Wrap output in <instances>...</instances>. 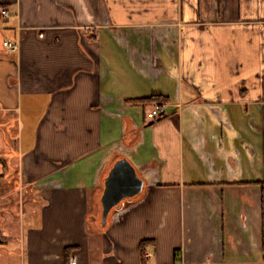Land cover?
<instances>
[{
	"label": "crops",
	"instance_id": "crops-1",
	"mask_svg": "<svg viewBox=\"0 0 264 264\" xmlns=\"http://www.w3.org/2000/svg\"><path fill=\"white\" fill-rule=\"evenodd\" d=\"M1 9L0 156L28 194L1 263L264 264V0ZM121 158L145 188L102 227Z\"/></svg>",
	"mask_w": 264,
	"mask_h": 264
},
{
	"label": "rangeland",
	"instance_id": "rangeland-1",
	"mask_svg": "<svg viewBox=\"0 0 264 264\" xmlns=\"http://www.w3.org/2000/svg\"><path fill=\"white\" fill-rule=\"evenodd\" d=\"M2 22V21H1ZM0 22V23H1ZM12 120V118H11ZM11 135V131L7 130ZM10 146L9 151L14 150V143L13 141L9 140ZM1 154V153H0ZM7 157V155H1ZM0 156V157H1ZM10 156V154H8ZM8 161L2 160L3 168L6 166V173L5 174V168L3 169L0 166V172H2V177L0 178V238L1 235L4 233H7L8 240L1 242L2 244L6 245V248H8V251H11L13 248H15L17 245L16 239L19 235L18 232L23 231V228L26 227V222L22 219L20 220L18 218V212H19V206L22 204V201L27 200L28 194L27 191L20 188L19 184L16 180V165L15 163L12 164L11 159H5ZM5 162H8L5 164ZM4 174V175H3ZM13 177V178H12ZM20 191V193H19ZM5 222V224H4ZM0 264H3L0 262ZM5 264H15L14 261L6 262Z\"/></svg>",
	"mask_w": 264,
	"mask_h": 264
},
{
	"label": "water",
	"instance_id": "water-1",
	"mask_svg": "<svg viewBox=\"0 0 264 264\" xmlns=\"http://www.w3.org/2000/svg\"><path fill=\"white\" fill-rule=\"evenodd\" d=\"M145 182L138 176L134 167L125 159L117 160L104 180L101 196V226L107 225L108 217L124 206L126 202L142 195Z\"/></svg>",
	"mask_w": 264,
	"mask_h": 264
},
{
	"label": "built area",
	"instance_id": "built-area-1",
	"mask_svg": "<svg viewBox=\"0 0 264 264\" xmlns=\"http://www.w3.org/2000/svg\"><path fill=\"white\" fill-rule=\"evenodd\" d=\"M0 14L4 18L7 17V12L5 10L1 9ZM3 46H4V48H6L7 50H9L11 52H15L18 50V43L17 42L7 41V42H4ZM164 115H165V111H164L163 107L155 106L154 109L148 114V118L150 120H156V119L163 117ZM70 264H76V260L74 257L71 258Z\"/></svg>",
	"mask_w": 264,
	"mask_h": 264
},
{
	"label": "trees",
	"instance_id": "trees-1",
	"mask_svg": "<svg viewBox=\"0 0 264 264\" xmlns=\"http://www.w3.org/2000/svg\"><path fill=\"white\" fill-rule=\"evenodd\" d=\"M143 101H144L145 103H147L148 106H149L151 103L154 102L153 105L157 104V105H155V106H161V107H163L162 103L160 104V98L153 97V98H150V99H148V100H143ZM155 106H154V107H155ZM154 107L152 108V110L154 109ZM152 110H151V111H152ZM151 111H150V112H151ZM150 112H149V113H150ZM146 118H148V114L146 115ZM139 197H140V196H139ZM139 197H136V198L132 199L131 202L136 201L137 199H139ZM144 244H145V242H141V247L144 246Z\"/></svg>",
	"mask_w": 264,
	"mask_h": 264
},
{
	"label": "flooded vegetation",
	"instance_id": "flooded-vegetation-1",
	"mask_svg": "<svg viewBox=\"0 0 264 264\" xmlns=\"http://www.w3.org/2000/svg\"><path fill=\"white\" fill-rule=\"evenodd\" d=\"M2 160H1V157H0V166H2ZM2 177V174L0 173V178ZM13 178V177H12ZM0 243H1V239H0Z\"/></svg>",
	"mask_w": 264,
	"mask_h": 264
}]
</instances>
